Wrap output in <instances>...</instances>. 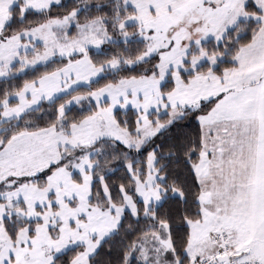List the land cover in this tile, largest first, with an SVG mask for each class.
Masks as SVG:
<instances>
[{"label": "snow or ice", "instance_id": "6c2138e0", "mask_svg": "<svg viewBox=\"0 0 264 264\" xmlns=\"http://www.w3.org/2000/svg\"><path fill=\"white\" fill-rule=\"evenodd\" d=\"M0 264H264V0H0Z\"/></svg>", "mask_w": 264, "mask_h": 264}]
</instances>
